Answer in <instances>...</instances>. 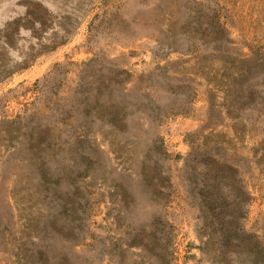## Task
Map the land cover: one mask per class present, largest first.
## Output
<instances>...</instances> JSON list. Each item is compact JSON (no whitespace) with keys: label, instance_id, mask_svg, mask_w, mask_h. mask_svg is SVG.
Returning a JSON list of instances; mask_svg holds the SVG:
<instances>
[{"label":"rangeland","instance_id":"rangeland-1","mask_svg":"<svg viewBox=\"0 0 264 264\" xmlns=\"http://www.w3.org/2000/svg\"><path fill=\"white\" fill-rule=\"evenodd\" d=\"M0 264H264V0H0Z\"/></svg>","mask_w":264,"mask_h":264}]
</instances>
